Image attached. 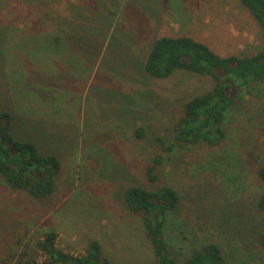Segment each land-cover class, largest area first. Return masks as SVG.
Segmentation results:
<instances>
[{
	"label": "rangeland",
	"instance_id": "1",
	"mask_svg": "<svg viewBox=\"0 0 264 264\" xmlns=\"http://www.w3.org/2000/svg\"><path fill=\"white\" fill-rule=\"evenodd\" d=\"M55 6L68 12L54 22L38 17ZM183 34L225 56L264 48V32L241 0H0V110L14 114L18 139L36 141L62 162L46 198L0 175V264L44 258L33 241L18 238L59 231L66 241L95 230L119 240L120 264H160L143 222L121 216L132 184L180 192L164 227L179 261L217 242L222 264H264L257 205L264 193V80L251 82L233 104L222 145L179 147L165 155L157 180L147 176L161 152L157 138L173 141L186 101L214 84L184 69L166 78L146 72L155 40Z\"/></svg>",
	"mask_w": 264,
	"mask_h": 264
},
{
	"label": "trees",
	"instance_id": "2",
	"mask_svg": "<svg viewBox=\"0 0 264 264\" xmlns=\"http://www.w3.org/2000/svg\"><path fill=\"white\" fill-rule=\"evenodd\" d=\"M251 12L264 32V0H241ZM177 69H184L213 79V87L190 97L182 114L174 124V140L167 143L158 137L161 152L154 155L147 167L151 181L158 178L156 170L177 148L188 145L207 144L211 147L222 145L226 139L225 124L233 104L241 92L253 81L264 80V48L251 55H221L209 44L197 40L190 34L155 40L147 56L145 70L153 77L166 78ZM14 115L0 111V175L14 188L26 190L36 198H46L57 187V178L62 162L56 155L42 154L38 145L28 139H18L13 131ZM135 133L142 137L144 127H137ZM258 178L264 183V162L259 166ZM129 210L140 216L145 223L160 264H222L225 253L217 242L194 247L185 261L172 255L167 243L164 227L170 212L177 210L182 196L172 185L148 188L140 184L129 185L124 192ZM264 213V193L257 201ZM58 233L50 231L39 240L38 249L44 254L42 260L28 259L17 264H114L103 253L99 241H91L85 251L75 255L57 246ZM264 248V230L260 234ZM24 249L21 256H28Z\"/></svg>",
	"mask_w": 264,
	"mask_h": 264
},
{
	"label": "crops",
	"instance_id": "3",
	"mask_svg": "<svg viewBox=\"0 0 264 264\" xmlns=\"http://www.w3.org/2000/svg\"><path fill=\"white\" fill-rule=\"evenodd\" d=\"M70 3L69 2L68 4H66V7L69 8L70 6ZM212 6V5H210ZM50 16L47 17L46 15L43 16V14H45V12L42 13V15H39L38 17H41L42 20H45V21H49L50 19L54 22V19H56L58 16H60L61 14H65L68 12V9H65L64 11L61 9V6L57 7L55 6V8H50ZM43 24V23H42ZM52 32V30H51ZM3 110H10L9 108L6 107V109H3ZM1 111V110H0ZM14 115V114H13ZM15 120V119H14ZM14 120H13V124H14ZM13 129V127H12ZM28 140H31V139H28ZM33 141V140H32ZM36 142V141H35ZM36 144L38 145L39 147V143L36 142ZM40 152L42 154H46V155H54L52 154L51 152L49 151H46L44 152L42 149H40ZM57 155V154H56ZM58 180V178H57ZM36 204V205H35ZM34 205H35V210H38L39 209V204L36 202ZM123 212H122V217L126 216L128 218H130V222H136V220L138 221H142V218L134 213H132L129 208L127 207L126 204H123ZM125 217V218H126ZM144 224V227L146 228L145 226V223L143 222ZM111 226L112 225H115V226H120L119 223H111L110 224ZM113 230H117V229H113ZM97 231V232H96ZM58 233V238H57V246L62 248L63 250H65L66 252H69V253H72V254H75V255H78V254H81L85 251V249L87 248L88 244L93 241V240H97L101 243L102 245V248H103V253L108 256L112 262L114 264H120L119 261H121L122 259V253H121V244L119 242L118 239H114L113 241L111 240H108V239H105L103 236H102V230L101 232L98 231V230H95L94 233H84L86 235H83L82 237H75L74 235L70 236V238L66 241H64V235L62 232H59V231H56ZM113 232V231H112ZM146 232L148 233L147 229H146ZM149 235V233H148ZM44 235H40L39 236H36V237H31L29 239V237H27L26 239H22V238H18L17 240H15L18 244H24V243H29L30 241H33V247L35 249H38V242L39 240L43 239ZM150 238V236H149ZM151 240V239H150ZM152 243V241H151ZM39 250V249H38ZM40 251V250H39ZM130 262L128 261H122V264H129Z\"/></svg>",
	"mask_w": 264,
	"mask_h": 264
}]
</instances>
